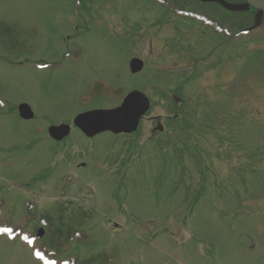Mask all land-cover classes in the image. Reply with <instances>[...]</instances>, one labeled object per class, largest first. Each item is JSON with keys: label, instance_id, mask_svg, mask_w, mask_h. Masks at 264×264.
Segmentation results:
<instances>
[{"label": "rangeland", "instance_id": "374dc122", "mask_svg": "<svg viewBox=\"0 0 264 264\" xmlns=\"http://www.w3.org/2000/svg\"><path fill=\"white\" fill-rule=\"evenodd\" d=\"M167 7L0 0V264H43L38 252L48 264H264V29L228 39ZM72 36L69 47L59 43ZM212 49L216 65L196 63L205 71L190 82L191 59ZM133 58L145 63L140 76L128 71ZM27 59L51 67L6 64ZM185 80L178 96L192 134L176 128L181 141L169 140L162 122L176 107L167 94ZM132 89L153 101L136 136L87 139L72 130L62 144L49 139L51 122L113 109ZM21 103L34 121L19 119ZM64 202L75 212L66 225L81 237L52 247ZM44 217L52 221L45 228ZM40 228L48 235L33 248L7 237Z\"/></svg>", "mask_w": 264, "mask_h": 264}, {"label": "water", "instance_id": "95a60500", "mask_svg": "<svg viewBox=\"0 0 264 264\" xmlns=\"http://www.w3.org/2000/svg\"><path fill=\"white\" fill-rule=\"evenodd\" d=\"M252 4H256L250 1ZM260 3V8L264 9V3ZM132 73H138L143 69V62L133 60L131 63ZM150 108L148 99L141 93L130 94L122 107L111 111H96L79 116L75 120V125L88 137H94L100 133L111 132L114 134L133 133L137 130L139 121ZM24 119H31L32 113L28 106L20 108ZM54 138L62 139L69 134L68 127L51 129Z\"/></svg>", "mask_w": 264, "mask_h": 264}, {"label": "flooded vegetation", "instance_id": "af4514ba", "mask_svg": "<svg viewBox=\"0 0 264 264\" xmlns=\"http://www.w3.org/2000/svg\"><path fill=\"white\" fill-rule=\"evenodd\" d=\"M230 1H232V0H230ZM237 4H243V3H245V0H234ZM248 10H247V12L248 13H256V11L255 10H253V9H249V8H247ZM258 12V11H257ZM157 120V119H156ZM151 123H153V127L150 129V132L152 133V134H154L155 132H156V127L159 125V123L158 124H156L155 122H151ZM155 125V126H154ZM161 130V129H160Z\"/></svg>", "mask_w": 264, "mask_h": 264}, {"label": "trees", "instance_id": "16d2710c", "mask_svg": "<svg viewBox=\"0 0 264 264\" xmlns=\"http://www.w3.org/2000/svg\"><path fill=\"white\" fill-rule=\"evenodd\" d=\"M89 263H91V262H89Z\"/></svg>", "mask_w": 264, "mask_h": 264}]
</instances>
